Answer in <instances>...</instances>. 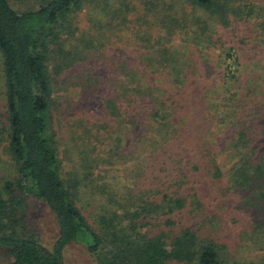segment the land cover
Instances as JSON below:
<instances>
[{"label": "trees", "instance_id": "1", "mask_svg": "<svg viewBox=\"0 0 264 264\" xmlns=\"http://www.w3.org/2000/svg\"><path fill=\"white\" fill-rule=\"evenodd\" d=\"M142 1L145 14L137 34L142 47L135 55L149 71L124 53L108 55L113 31L106 28L110 22L130 23L134 0H0V169L4 159L11 166L8 176L0 175V252L13 264H66L65 250L73 244L100 254L104 264H222V244L208 236L220 220H199L208 209L194 187L203 168L215 179H227L228 192H242L240 208L256 211L259 232L264 230V153L258 152L264 142V59L246 67L236 60L234 70L216 76L187 71L191 30L197 47L205 40L197 50L205 58L218 46L222 60L232 58L247 25L256 26L264 48V5L176 0L181 10L164 0ZM86 4H96L102 16L90 17L91 26L82 29L78 17ZM110 62L105 79L96 66ZM193 73L210 79L199 101L192 100L195 88L187 82ZM61 76L80 95L75 104L60 102L56 116L54 84ZM95 101L101 118L87 116L83 106ZM72 119L70 137L61 144L55 121L66 130L65 121ZM209 119L224 135L218 138L208 129ZM69 143L81 148L83 161L77 175L66 179L59 148ZM122 147L143 155L138 192H107L91 178L99 167L94 156L102 157V148ZM218 147L233 163L225 173ZM111 154L105 161H112ZM153 158L157 164L150 166ZM84 189L104 200L95 216L100 232L78 207ZM27 195L43 202L54 219L58 238L52 249L29 233ZM180 213L188 214L186 223L176 217Z\"/></svg>", "mask_w": 264, "mask_h": 264}, {"label": "rangeland", "instance_id": "2", "mask_svg": "<svg viewBox=\"0 0 264 264\" xmlns=\"http://www.w3.org/2000/svg\"><path fill=\"white\" fill-rule=\"evenodd\" d=\"M118 0H113V2ZM146 1V0H145ZM148 1V0H147ZM256 3H260L264 5V0H252ZM140 2H144L142 0H134L136 4V10L134 13L130 14L131 22L126 23L123 27L120 26L119 21H115L106 28L107 32H112L111 40L108 44V55H119L124 53V56L131 57L136 66L139 68L146 69L145 71H149V64L147 62L137 63V56L135 52L137 50H141V43L137 38V34L141 29V24L143 23V15L145 14L142 10V6ZM159 2V0H158ZM161 3H171L175 5L176 8L180 7L181 10L184 8L181 6L182 2L176 0H164ZM96 4L84 5L80 11V16L78 17V23L84 29L86 26L90 25V17L94 21L93 16L98 18V16H102L101 12L95 7ZM178 5V6H177ZM29 5H19L16 4V7L20 8H29ZM191 10L188 9V12ZM103 14V13H102ZM205 15L204 12H199L198 16ZM141 18V19H139ZM145 20V19H144ZM95 21H99L96 19ZM77 22V18H76ZM156 24H159L157 21H154ZM100 24V23H97ZM170 23H167L162 26H168ZM121 25L123 23L121 22ZM121 27V29H120ZM196 28V27H195ZM244 34L242 35V40L239 41V38L234 42L235 51L232 58H227L226 60H222L223 49L221 46L215 47L214 50H210L207 53V57H203L202 54L197 51L199 49H203L202 44H204L205 40L197 47L195 45L194 37L192 36V30L188 31L192 39L188 42L192 46L187 51V56L190 59L189 66H187V71L195 70L204 71L209 70L216 76L218 73L226 70H234V67H237L234 62L236 60H240V63L243 66H252L256 64V62L263 61L264 59V48L261 45V40L259 38V33L257 32L256 26L247 25L244 28ZM175 41L177 44H180V35H176ZM230 40V39H229ZM187 43V44H188ZM129 44V45H128ZM233 44V45H234ZM207 46H205V49ZM204 51V50H203ZM118 58V57H116ZM143 58V57H142ZM119 59V58H118ZM193 59V60H191ZM238 63V62H236ZM196 64V65H195ZM229 66V67H228ZM102 71L104 78H108L107 76V68H113V63H101L96 66ZM250 70V69H246ZM194 76L188 78L187 82L194 86L195 92L193 95L196 96L195 99L199 101V97L203 98L205 94L203 90L207 88L209 83V78L201 76L200 73L194 74ZM63 77L61 76L59 79V83L54 84V97L57 99L55 103L56 107L60 102H73L75 104L79 99V89L74 87L73 82L69 79L66 80L64 77L65 83L63 84ZM153 80V78H151ZM172 82V81H171ZM65 85V88H64ZM106 87L105 82L102 83V90L99 92L103 93ZM99 100V96L97 97ZM201 100V99H200ZM101 102V101H100ZM87 103V101H84ZM88 107L89 113L87 116H92L93 118H101L97 109L99 108V102L95 101L92 103H88V105H83ZM207 106V105H205ZM205 108V107H204ZM54 110V114L58 116V112L60 111V106L58 107V111ZM69 118V116H66ZM70 121V123H68ZM72 120H66L65 126L66 130L62 128L64 124H62L59 120L55 121V131L58 132V135L62 137L61 144L64 141V136L66 139H69L70 132L68 131V127L71 125ZM209 127L208 129L212 130L217 137L219 138L224 135V128L216 127V121L209 119ZM222 132V133H221ZM66 142V141H65ZM128 143V142H127ZM126 143V145H127ZM261 146L263 148H258V152L260 154L264 153V142L262 141ZM116 146L115 145H111ZM129 147V146H127ZM221 147V146H219ZM214 148L215 151H221L223 148ZM60 149V158L62 160L64 174H66L65 178L67 179V175L75 173L77 175V163L83 161L81 160V155L79 151L81 148H77L71 146V144H67L62 146ZM103 152L102 157H96V163L99 164V167L94 171L93 183H95L96 187H106L107 192L111 190L123 191L125 193L128 190H132L138 192L140 190L139 179H136L137 173H139L138 169L143 165L144 161L140 159L141 153H135V151H131V148H102ZM192 150V149H191ZM111 154L110 163L107 160V156ZM196 153V151H194ZM97 151L94 154H98ZM193 152H188L189 157L192 159ZM133 156L134 160L130 162L129 159ZM187 155V156H188ZM226 154H220L219 164L221 165L224 173L232 166V162H226ZM143 157V155L141 156ZM5 160V166L0 169V175L8 176L10 173V164L7 159ZM150 166L157 164V161L153 158L148 160ZM97 166V165H95ZM143 172V171H142ZM197 176H200L201 179L197 180V183L194 184V187L200 191V196L205 198L206 207L208 208L205 211L202 220L205 217H208L211 220L214 217L217 220H220L219 226L209 233V237L215 239L218 243L222 244L220 248V256L222 258V264H264V230L263 232H259L260 227L257 224L258 214L254 210L247 211L245 209H241L242 205V192L241 191H227L228 180L223 179H215L213 174L208 173L207 169H204L200 172L196 173ZM148 184V183H147ZM114 188V189H113ZM92 189V188H91ZM94 190V189H92ZM103 195V194H102ZM101 195L97 192H88L87 189H84L83 193L79 195V203L78 207L83 210L84 216L87 218L90 225L97 231L100 232L99 223L96 222V215L99 214L102 209V205L104 200L99 199ZM26 204H28V209L26 210V221L28 222V230L30 234H33L37 240L44 245L48 249H52L54 243L58 238V230L54 219L46 208L45 204L32 196H26ZM112 208L110 205H108ZM178 216V217H177ZM176 217L181 221L186 223L189 219L188 214L180 213L177 214ZM211 217V218H209ZM161 222V220L159 221ZM159 222L153 221V223L158 226ZM162 223V222H161ZM159 230L157 227H154V231ZM224 246V248H223ZM65 259L66 264H104L102 259L100 258V254L92 255L87 249L79 244H73L67 247L65 250ZM0 264H13V259L11 257L6 256L3 252H0Z\"/></svg>", "mask_w": 264, "mask_h": 264}]
</instances>
